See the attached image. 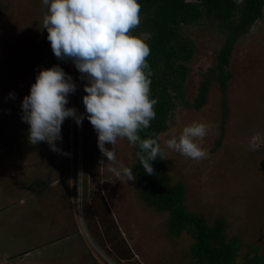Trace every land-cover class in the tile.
Wrapping results in <instances>:
<instances>
[{
	"label": "rangeland",
	"instance_id": "374dc122",
	"mask_svg": "<svg viewBox=\"0 0 264 264\" xmlns=\"http://www.w3.org/2000/svg\"><path fill=\"white\" fill-rule=\"evenodd\" d=\"M45 12L41 0H0V250H31L29 256L20 255L21 262L32 264H190V238L170 236L167 214L139 200L135 180L125 182L110 171L121 164L134 166L127 140L118 139L116 161L109 163L88 120L77 126L67 118L57 142L60 151L28 142L19 105L40 68L59 65L69 74L77 90L67 106L84 111L86 81L70 60L59 61L51 52L41 29ZM184 35L195 45L186 83L192 104L202 74L216 64L223 37L205 24L185 28ZM227 70L231 78L225 92L212 81L198 110L178 106L158 142L165 173L185 187L188 210L210 223L224 219L228 237L242 244L236 264H243L247 254L250 261L264 254V9L236 42ZM193 122L208 126L207 135L196 140L207 153L200 160L165 146ZM257 134L260 139L254 141ZM254 143L259 147H251ZM48 174L60 181L23 205L12 201L18 193L29 194L33 180ZM61 228L65 231L56 233ZM65 232L71 235L65 238Z\"/></svg>",
	"mask_w": 264,
	"mask_h": 264
},
{
	"label": "clouds",
	"instance_id": "9594fccd",
	"mask_svg": "<svg viewBox=\"0 0 264 264\" xmlns=\"http://www.w3.org/2000/svg\"><path fill=\"white\" fill-rule=\"evenodd\" d=\"M41 4L46 8L41 29L46 30L51 52L59 61L70 60L80 79L86 81L81 97L84 111L67 106L69 95L77 90L69 74L59 65L40 68L19 105L20 119L28 125V142H44L58 152L65 119L71 118L77 126L87 119L107 162L116 161L114 146L118 139L126 138L139 148L136 158L143 170L152 174V162L162 156L161 147L157 139H142L139 132L155 119L158 100L150 98L152 72L146 60L150 47L144 39L131 35L141 23L138 0H41ZM8 95L15 99L14 93ZM207 132L205 123L193 122L183 127L179 137L167 139L165 146L200 160L207 153L196 140ZM259 139V134L253 137ZM132 169L121 164L110 171L126 182L135 179Z\"/></svg>",
	"mask_w": 264,
	"mask_h": 264
},
{
	"label": "trees",
	"instance_id": "16d2710c",
	"mask_svg": "<svg viewBox=\"0 0 264 264\" xmlns=\"http://www.w3.org/2000/svg\"><path fill=\"white\" fill-rule=\"evenodd\" d=\"M138 3L141 23L131 35L144 39L150 47V55L146 58L152 72L150 98L158 100L154 105L155 119L139 135L142 139L158 140V135L168 130V122L178 106L198 110L206 103L212 81L225 92L231 78L227 70L231 53L239 38L262 18L264 0H138ZM201 24L214 27L223 37V46L214 67L202 74L191 104L186 96V83L192 70L190 62L195 45L184 35V29ZM131 149L134 190L139 200L167 214L170 236L185 234L190 238V264H236L242 244L228 237L225 220L216 219L210 223L203 215L189 211L185 187L180 182L173 183L165 173L163 155L152 162L153 173L148 174L136 158L139 148L131 145ZM243 264H264V254L256 255L254 261H250L247 254Z\"/></svg>",
	"mask_w": 264,
	"mask_h": 264
},
{
	"label": "crops",
	"instance_id": "0c3cea01",
	"mask_svg": "<svg viewBox=\"0 0 264 264\" xmlns=\"http://www.w3.org/2000/svg\"><path fill=\"white\" fill-rule=\"evenodd\" d=\"M47 176H48L47 177V179H48L47 189L52 188L53 186H55L58 183V181H60L58 179V177H56V178L54 177V179L51 180V176H53V174H51V175L48 174ZM45 179L46 178H44L43 180H45ZM60 179L62 180V178H60ZM41 181H42V179H41ZM70 182H71V185H73V180L72 179H70ZM31 187L30 188L28 186L26 187V188H29V190L31 191L29 194L22 195L21 193H18L17 192L18 195L16 196L15 199H12V201L16 200V202L18 204L23 205L24 203H27L26 200L29 201V199H31L33 196L34 197L37 196V195L39 196L41 193L45 192V189L44 188L43 189L40 188L39 180H33V184L31 185ZM17 190H18V187H17ZM35 194H37V195H35ZM20 218H21V216H20ZM10 219L15 220L13 217H11ZM62 231H65L64 228L59 229V231H56V233L59 234V233H62ZM66 233L67 232H65V236H64L65 238L66 237H69L71 235L69 233H67V234ZM61 236H63V235H61ZM29 251L32 252L31 250H27V249L24 251L25 253H22V252L21 253H18V252H16V253L15 252L14 253H9V252L0 250V257H1L0 258V264H9V263H12V260H13V264H32L34 262H27V263L21 262V261H23V259L21 258V255L20 254H23L22 256H24V255L29 256L28 255L30 253ZM14 256H18L16 259H19V262H15V259L13 258ZM34 260H35V258H34ZM27 261H29V260H27Z\"/></svg>",
	"mask_w": 264,
	"mask_h": 264
},
{
	"label": "flooded vegetation",
	"instance_id": "af4514ba",
	"mask_svg": "<svg viewBox=\"0 0 264 264\" xmlns=\"http://www.w3.org/2000/svg\"><path fill=\"white\" fill-rule=\"evenodd\" d=\"M40 183V188H46L48 186V179L46 178L45 180L39 181Z\"/></svg>",
	"mask_w": 264,
	"mask_h": 264
}]
</instances>
